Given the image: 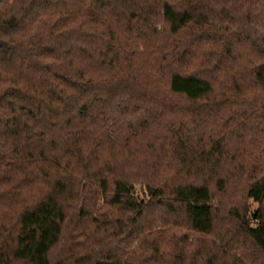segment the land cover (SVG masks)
Segmentation results:
<instances>
[{
    "label": "trees",
    "instance_id": "obj_1",
    "mask_svg": "<svg viewBox=\"0 0 264 264\" xmlns=\"http://www.w3.org/2000/svg\"><path fill=\"white\" fill-rule=\"evenodd\" d=\"M0 264H264V0H0Z\"/></svg>",
    "mask_w": 264,
    "mask_h": 264
},
{
    "label": "rangeland",
    "instance_id": "obj_2",
    "mask_svg": "<svg viewBox=\"0 0 264 264\" xmlns=\"http://www.w3.org/2000/svg\"><path fill=\"white\" fill-rule=\"evenodd\" d=\"M156 44H158V43L156 42ZM231 71L234 73L233 69H231ZM110 114L111 115H110V117H108V119H110L109 123L112 125L111 131L113 132V134H115L118 142H125L127 137L132 133V131L133 132L139 131L138 129H140V131H142L141 128L146 123H149L150 119L154 115L153 111H147V110L141 111V110L137 109V107L126 108V106L124 104L123 105H117L116 104L114 106V108L110 111ZM172 118L169 121H167L166 123L168 124V122H170L172 120ZM174 120L176 121V119H173L172 122ZM164 126H165V124H164ZM202 130H203L202 126L194 129V131L197 134H199ZM164 133H165V131H164ZM152 135H155V133ZM138 144L140 145L139 142H138ZM144 145H145V143H141V146H138L135 149V153L145 152L146 149L144 148ZM133 156H135V155H133ZM239 198H240L239 194H238V196L233 194L231 196L229 195V196L225 197L223 202L224 203H231L233 200L239 201ZM250 204H252L250 210H251V212H254L258 208V204L253 203V202H250ZM110 218H114V216H111ZM226 222H228V221H226ZM220 224L226 225V223H224V222H221ZM174 230L177 231L178 229L175 228ZM73 231H74V227L70 226L69 229L67 230L66 236L63 238L61 247L57 251H55V253H54L55 260H57L61 257L64 258V257H68V256H73L77 253H80V255L85 254V253H83L84 249L80 248L85 243L84 238L78 237L76 234L77 232H73ZM184 232H186V234H188V236H190V237L194 236V234L189 232L188 230H184ZM184 232L181 231L180 234H182Z\"/></svg>",
    "mask_w": 264,
    "mask_h": 264
}]
</instances>
